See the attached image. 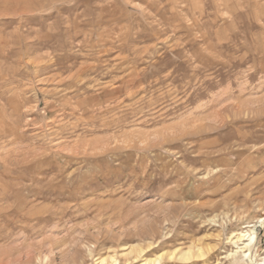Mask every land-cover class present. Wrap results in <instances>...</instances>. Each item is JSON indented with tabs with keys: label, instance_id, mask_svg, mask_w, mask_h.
<instances>
[{
	"label": "rangeland",
	"instance_id": "obj_1",
	"mask_svg": "<svg viewBox=\"0 0 264 264\" xmlns=\"http://www.w3.org/2000/svg\"><path fill=\"white\" fill-rule=\"evenodd\" d=\"M263 220L264 0H0V264H258Z\"/></svg>",
	"mask_w": 264,
	"mask_h": 264
},
{
	"label": "bare ground",
	"instance_id": "obj_2",
	"mask_svg": "<svg viewBox=\"0 0 264 264\" xmlns=\"http://www.w3.org/2000/svg\"><path fill=\"white\" fill-rule=\"evenodd\" d=\"M256 225L257 224H252V223L245 224L241 228L240 231L233 232L231 234L230 240L234 243V245L236 247V249L232 250V252H230V254L228 255V258L230 257L232 262H237V263H240V262L243 263L244 262V263L254 264L253 263L254 258H253L252 253H253V247H255L257 245V233H256V229H255ZM209 250H211V248H209V247L204 248L201 246L197 247L195 249V247L192 245L188 249L181 250L179 252H177V250H173L168 255L170 257H173V258H176L178 256L179 259L188 261V260L194 259V258L205 257L207 255V253H209L208 252ZM133 251H134V249H131V252H133ZM134 252H136V251H134ZM138 252L141 254L143 252V250L139 249ZM111 258H113L114 264H116L118 262V260L116 258H114V257H111ZM162 259H163V254L159 255L155 259L145 260L146 261L145 263L150 264L151 262H154L153 264H159ZM105 260H106V258H102L100 260L101 264H103ZM256 260L255 261L258 262V264H264V256L260 260H258V259H256Z\"/></svg>",
	"mask_w": 264,
	"mask_h": 264
}]
</instances>
